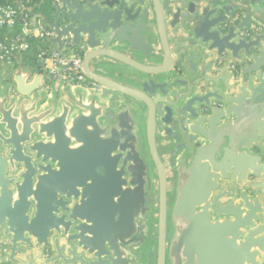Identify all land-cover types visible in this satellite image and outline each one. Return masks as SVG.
<instances>
[{
    "label": "water",
    "instance_id": "1",
    "mask_svg": "<svg viewBox=\"0 0 264 264\" xmlns=\"http://www.w3.org/2000/svg\"><path fill=\"white\" fill-rule=\"evenodd\" d=\"M29 11L101 90L0 67V264H264V0Z\"/></svg>",
    "mask_w": 264,
    "mask_h": 264
},
{
    "label": "built area",
    "instance_id": "2",
    "mask_svg": "<svg viewBox=\"0 0 264 264\" xmlns=\"http://www.w3.org/2000/svg\"><path fill=\"white\" fill-rule=\"evenodd\" d=\"M33 4L34 0H0V67H8L10 73L20 57L32 53L41 75H46L50 82L59 81L62 87L72 89L100 91L101 85L83 73L81 46L64 39L62 52L52 50L48 39L54 36L53 30L39 18L32 23L29 8ZM11 66L13 70L10 71ZM48 87L42 83L41 90H48Z\"/></svg>",
    "mask_w": 264,
    "mask_h": 264
},
{
    "label": "crops",
    "instance_id": "3",
    "mask_svg": "<svg viewBox=\"0 0 264 264\" xmlns=\"http://www.w3.org/2000/svg\"><path fill=\"white\" fill-rule=\"evenodd\" d=\"M35 1L36 0H34V3H35ZM49 46L51 47L52 45L49 43ZM31 57L33 58V60H32V63H27V58H24V57H22V62H23V68H24V70H33V68H34V63H33V61H35V63H36V65H38V63L36 62V60L34 59V57H33V55H31ZM17 67V66H16ZM6 79H8V78H6Z\"/></svg>",
    "mask_w": 264,
    "mask_h": 264
},
{
    "label": "trees",
    "instance_id": "4",
    "mask_svg": "<svg viewBox=\"0 0 264 264\" xmlns=\"http://www.w3.org/2000/svg\"><path fill=\"white\" fill-rule=\"evenodd\" d=\"M24 58H27V63H32L33 58L31 56H24Z\"/></svg>",
    "mask_w": 264,
    "mask_h": 264
},
{
    "label": "rangeland",
    "instance_id": "5",
    "mask_svg": "<svg viewBox=\"0 0 264 264\" xmlns=\"http://www.w3.org/2000/svg\"><path fill=\"white\" fill-rule=\"evenodd\" d=\"M32 53H27L26 56H31ZM13 70L12 66L10 67V71ZM9 71V70H8Z\"/></svg>",
    "mask_w": 264,
    "mask_h": 264
},
{
    "label": "flooded vegetation",
    "instance_id": "6",
    "mask_svg": "<svg viewBox=\"0 0 264 264\" xmlns=\"http://www.w3.org/2000/svg\"><path fill=\"white\" fill-rule=\"evenodd\" d=\"M46 252L50 253V250H47Z\"/></svg>",
    "mask_w": 264,
    "mask_h": 264
}]
</instances>
